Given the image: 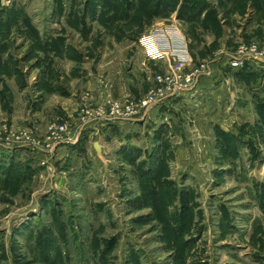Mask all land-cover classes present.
Returning a JSON list of instances; mask_svg holds the SVG:
<instances>
[{
  "label": "rangeland",
  "instance_id": "obj_1",
  "mask_svg": "<svg viewBox=\"0 0 264 264\" xmlns=\"http://www.w3.org/2000/svg\"><path fill=\"white\" fill-rule=\"evenodd\" d=\"M169 25L194 91L100 125L159 88L139 39ZM252 44L264 0H0V264H264Z\"/></svg>",
  "mask_w": 264,
  "mask_h": 264
},
{
  "label": "built area",
  "instance_id": "obj_2",
  "mask_svg": "<svg viewBox=\"0 0 264 264\" xmlns=\"http://www.w3.org/2000/svg\"><path fill=\"white\" fill-rule=\"evenodd\" d=\"M162 38L164 42L160 40ZM140 46L149 61L165 62L168 64L167 73L156 75V80L160 84L154 95L142 101L138 106L126 104L115 107H109L103 104L98 108L100 125L112 124L117 120H135L142 119L147 115L151 107L171 98L190 94L194 91L196 85V75L198 70L182 74L183 70L188 68L191 63V56L187 51V42L185 38L177 32L174 25L158 27L139 39ZM255 64L264 63V46L259 47L256 44L241 46L233 56L228 58L230 69H240L246 63ZM116 108V109H115ZM97 111V113H98ZM61 130H67L64 126ZM63 134H67L62 132ZM62 143L71 141L62 140ZM46 153V152H45Z\"/></svg>",
  "mask_w": 264,
  "mask_h": 264
},
{
  "label": "water",
  "instance_id": "obj_3",
  "mask_svg": "<svg viewBox=\"0 0 264 264\" xmlns=\"http://www.w3.org/2000/svg\"><path fill=\"white\" fill-rule=\"evenodd\" d=\"M94 148H95L96 152L99 154L100 151H101V148H100V146H99V144L97 142L94 143Z\"/></svg>",
  "mask_w": 264,
  "mask_h": 264
}]
</instances>
